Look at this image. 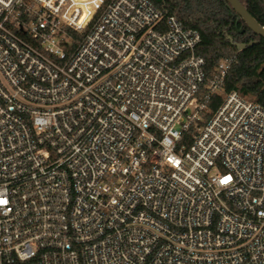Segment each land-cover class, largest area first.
<instances>
[{
  "label": "built area",
  "instance_id": "built-area-1",
  "mask_svg": "<svg viewBox=\"0 0 264 264\" xmlns=\"http://www.w3.org/2000/svg\"><path fill=\"white\" fill-rule=\"evenodd\" d=\"M200 41L150 0H0V264H264V106L205 119Z\"/></svg>",
  "mask_w": 264,
  "mask_h": 264
},
{
  "label": "trees",
  "instance_id": "trees-1",
  "mask_svg": "<svg viewBox=\"0 0 264 264\" xmlns=\"http://www.w3.org/2000/svg\"><path fill=\"white\" fill-rule=\"evenodd\" d=\"M168 15H174L186 28L197 29L201 41L197 52L205 59L206 80L201 86L199 100L204 101L210 81L218 75L222 61L230 60L222 91L212 94L209 109L203 116L208 119L217 109L223 95L238 91L241 95L264 106V38L254 33L238 15L228 0H150ZM249 12L264 26V0H240ZM78 42L84 34H74ZM235 42L259 43L239 50ZM190 136V134H189Z\"/></svg>",
  "mask_w": 264,
  "mask_h": 264
},
{
  "label": "water",
  "instance_id": "water-1",
  "mask_svg": "<svg viewBox=\"0 0 264 264\" xmlns=\"http://www.w3.org/2000/svg\"><path fill=\"white\" fill-rule=\"evenodd\" d=\"M230 5L235 9L238 15L245 21L247 26L258 36L264 38V26L249 12L246 6L240 0H228ZM230 41L239 50H244L247 47H251L254 44L259 43L258 40L251 41L249 43L235 42L232 36H229Z\"/></svg>",
  "mask_w": 264,
  "mask_h": 264
}]
</instances>
